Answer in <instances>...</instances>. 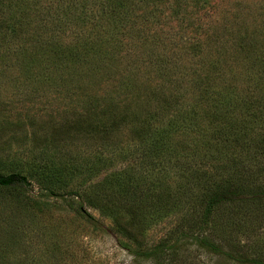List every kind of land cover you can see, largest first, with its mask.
Returning <instances> with one entry per match:
<instances>
[{
  "label": "trees",
  "instance_id": "16d2710c",
  "mask_svg": "<svg viewBox=\"0 0 264 264\" xmlns=\"http://www.w3.org/2000/svg\"><path fill=\"white\" fill-rule=\"evenodd\" d=\"M36 1L0 0V69L11 67L30 82H57L75 105H89L75 113V132L103 138L124 128L137 165L151 166L133 176L136 159L127 151V165L101 184L102 199L132 209L137 226L144 202H155L147 209L192 210L207 226L201 246L214 253L220 246L234 252L229 233L239 229L245 243L257 240L254 231L264 224V22L229 45L212 32L204 47L198 40L185 46L174 40L178 30L162 31V9L169 5L172 19L189 20L191 9L211 0H77L50 15ZM57 24L75 29L62 39ZM153 24L158 29L146 35ZM0 189L27 192L30 181L3 167ZM101 211L109 215L110 207ZM146 251L136 253L156 264L164 254L159 246Z\"/></svg>",
  "mask_w": 264,
  "mask_h": 264
},
{
  "label": "rangeland",
  "instance_id": "374dc122",
  "mask_svg": "<svg viewBox=\"0 0 264 264\" xmlns=\"http://www.w3.org/2000/svg\"><path fill=\"white\" fill-rule=\"evenodd\" d=\"M76 1L38 0L35 5L50 15L59 7H75ZM198 7L191 9L189 20L172 19L169 5L163 8L159 19L167 21L162 31L172 35L178 30L180 40H174L185 46L198 40L204 47L205 35L212 32L227 38L229 45L239 32L264 22V0H211L210 5ZM156 26H147L144 33L152 34ZM64 28L57 33L62 39L71 35L75 24ZM25 78L11 67L0 69V169L16 167L30 181L27 192L0 189V264H156L147 253L146 257L136 253L154 246L164 252L158 264H264V224L253 233L257 240L250 236L245 243L239 229L229 233L234 252L220 246L219 253H214L201 246L207 226L192 210L147 209L155 204L151 199L153 204L141 206L142 225L132 223V209L112 206L107 197H101L106 192L101 185L105 177L127 165L124 154L133 152L128 159L137 158L126 130L103 138L78 134L72 125L75 113L89 105H75V99L55 81L49 85ZM10 160L20 163L7 164ZM134 162L135 177L151 170L150 164ZM77 169L82 176L77 177ZM37 181L51 187L55 195L39 191ZM108 207L106 215L101 209ZM251 258L254 263L248 261Z\"/></svg>",
  "mask_w": 264,
  "mask_h": 264
}]
</instances>
